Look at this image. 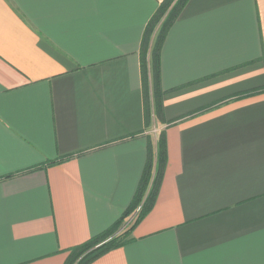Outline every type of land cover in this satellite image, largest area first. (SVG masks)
Returning <instances> with one entry per match:
<instances>
[{"label":"crops","instance_id":"crops-1","mask_svg":"<svg viewBox=\"0 0 264 264\" xmlns=\"http://www.w3.org/2000/svg\"><path fill=\"white\" fill-rule=\"evenodd\" d=\"M165 1L0 0V264H67L108 231L160 133L152 209L91 264H264V0L189 1L157 117L142 48Z\"/></svg>","mask_w":264,"mask_h":264},{"label":"trees","instance_id":"trees-1","mask_svg":"<svg viewBox=\"0 0 264 264\" xmlns=\"http://www.w3.org/2000/svg\"><path fill=\"white\" fill-rule=\"evenodd\" d=\"M189 1L166 0L148 26L146 32L142 48L144 92L148 107L153 108L157 117L163 111L164 98V92L161 88L162 48L170 29L180 18ZM166 159L165 136L163 133H160L157 148H149L147 165L131 208L108 231L92 238L84 245L71 250L67 264H91L103 255L123 248L130 243L133 227L123 232L127 220L130 219L132 214L140 210L138 223L152 209L158 195L161 177L166 166ZM60 162H63V160ZM57 163L59 162H51L49 166Z\"/></svg>","mask_w":264,"mask_h":264},{"label":"rangeland","instance_id":"rangeland-1","mask_svg":"<svg viewBox=\"0 0 264 264\" xmlns=\"http://www.w3.org/2000/svg\"><path fill=\"white\" fill-rule=\"evenodd\" d=\"M159 28V27H158ZM156 36V35H155ZM154 36V37H155ZM140 210H138V211H136L134 214H132V216L130 217V219L131 218H134V220H136V222L135 223H137V221H138V219H139V217H140ZM129 219V220H130ZM128 220V221H129ZM132 228V223H129V224H127V225H125V229L123 230V232H125V231H128V230H130Z\"/></svg>","mask_w":264,"mask_h":264},{"label":"built area","instance_id":"built-area-1","mask_svg":"<svg viewBox=\"0 0 264 264\" xmlns=\"http://www.w3.org/2000/svg\"><path fill=\"white\" fill-rule=\"evenodd\" d=\"M135 222H136V220H134V218H131V219L128 221V224H129V223H132V226H133V224H135Z\"/></svg>","mask_w":264,"mask_h":264}]
</instances>
